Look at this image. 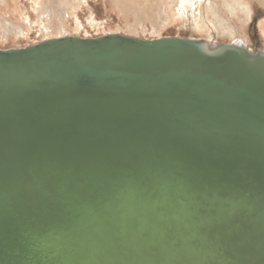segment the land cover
<instances>
[{
	"label": "water",
	"instance_id": "water-1",
	"mask_svg": "<svg viewBox=\"0 0 264 264\" xmlns=\"http://www.w3.org/2000/svg\"><path fill=\"white\" fill-rule=\"evenodd\" d=\"M11 71L0 264H264L263 52L66 36L0 48V74ZM233 80L245 98L225 90ZM241 104L253 109L234 112ZM66 230L37 254V237Z\"/></svg>",
	"mask_w": 264,
	"mask_h": 264
},
{
	"label": "bare ground",
	"instance_id": "bare-ground-1",
	"mask_svg": "<svg viewBox=\"0 0 264 264\" xmlns=\"http://www.w3.org/2000/svg\"><path fill=\"white\" fill-rule=\"evenodd\" d=\"M47 1L48 0H37V12L39 17L38 22H39V26L41 27V33H42L41 38L47 40L54 38H63L68 35H71L72 34L71 25L73 23L69 24V22L71 21L72 18L75 17H77L76 28H74L75 31L78 32L80 28H85L83 22L79 18V11L80 10L85 11V9L88 10L89 15L92 17V19L89 22L90 25L93 26V28H97L98 30H101L100 29L101 23L98 22V15H97L96 7L94 6L93 2H90L89 0H61L60 6L62 7L63 11L60 12L61 14L59 16V27L55 29L54 19H53L54 15L52 14L51 10L45 6V3H47ZM255 1L258 2V4L264 8V0H255ZM113 2L114 3L116 2V8L119 9V13L122 14L124 18L129 19L131 13H133L134 16L136 17L134 23H131L130 21L127 22L125 33L123 35L140 38L138 37L139 30L140 27L143 28V22L145 21L147 14L153 17L152 14H153L154 6H159L158 19L157 20L154 19L153 21L154 32L161 31L165 27L173 26L172 24L173 21H175L174 19L175 17L178 16L185 17L186 20L189 17H191L194 23V27L200 31L199 34L201 33V31L208 33L209 30L208 27H210L213 33L217 35V38H221L224 35L229 34L231 36V42L228 43H235L238 45L245 46L247 49H250L249 39L246 36V30H248L247 27L249 26L248 24L250 22V19L252 18L253 4H251L247 0H224V5L226 6V8L234 16V18H236L240 22V25L243 28L242 30H244L243 32L245 36L239 35V30H238L239 28L236 29V27L230 24L228 21L227 22L222 21L221 16L218 14V11L215 8V6L211 3H208L207 0H113ZM185 2H190L191 5H193L194 10L192 11L191 14H188L187 9L184 7ZM84 4L86 5L85 7L83 6ZM22 14L27 15L25 16L26 22L31 23L32 19H30V16L27 14V12ZM4 22L5 23L3 25H1L2 23L0 24L1 43H5L9 41L16 42L18 38H23V39L28 38L29 35L27 33L28 27L25 25L24 22H18L15 24L6 20H4ZM259 24H260L261 34L264 38V18L260 21ZM173 27H175V25ZM109 34H113V33H108L106 35ZM71 36H78V35H71ZM152 39H158V38L153 36ZM260 52L264 53V50H261ZM118 56L109 55L107 58L112 59ZM164 57L168 58L171 61L177 60V58L171 54H165ZM234 67L236 73L240 74L242 72L240 70V68L243 69L242 66L241 67L234 66ZM20 72L21 71L18 72L11 71L8 74H4V75L0 74V88L7 87L10 79H13V77L17 76ZM155 77H161V75L157 73ZM215 85L216 87H219L216 81H215ZM225 90L229 91L230 93L236 94L237 97L245 98L244 84L239 83L236 80H233L230 85H227L225 87ZM233 99L234 98H232V100ZM31 104H33V102H31ZM231 104H234V102ZM252 107L253 106L251 104H249V106H244L241 104V107L238 106L234 112L239 113L240 111H244L245 113L249 114L250 112L248 111H250V109H253ZM24 108L25 109L28 108L27 104L24 105ZM30 109L33 110L34 108L30 107ZM230 115L232 117L234 116L232 114ZM4 118L8 121L7 116ZM260 127H261L260 125L253 126V128L255 129ZM243 131L246 132L247 130L243 129ZM243 131L242 130L240 131L242 135L245 134ZM10 136L13 139L16 138V135L14 134L13 131L12 133L10 132ZM14 158L19 159L16 156H14ZM0 171H3L5 173L8 172L5 168L0 169ZM214 209H215V213L222 211L218 205H216ZM80 215L81 213L78 212L77 210H72L68 215H66V217L72 218L73 220H80L81 218ZM41 232H45V231H41ZM49 233L51 234V237L49 235L48 238L46 236H39L36 238V242L33 241L37 243L36 245H38L40 251V252L38 251L37 254L43 253V255H46L50 253V252L45 253L46 251H48V247L50 246L48 245V243L50 241L52 242L55 241L54 243H56L59 240V238H61L60 237L61 235H64L65 233L69 235L73 234L69 230H66V232H61V233H55L54 231ZM35 243H33L34 246ZM67 245L61 248H59V246L56 245L53 252L56 255H62L65 253V251H67L66 248ZM64 248L66 249L64 250Z\"/></svg>",
	"mask_w": 264,
	"mask_h": 264
},
{
	"label": "rangeland",
	"instance_id": "rangeland-1",
	"mask_svg": "<svg viewBox=\"0 0 264 264\" xmlns=\"http://www.w3.org/2000/svg\"><path fill=\"white\" fill-rule=\"evenodd\" d=\"M93 2L94 6L96 7L97 15H98V22L101 23L100 29L93 28L90 25V20L92 17L89 15L87 9L85 11H79V18L83 22L85 28H80L78 32L75 31L76 28V18H72L69 24L71 25V35H78L82 37H97L106 35L108 33H118L124 34L126 29L127 22L134 23L136 17L133 13L130 14L129 19L124 18L122 14L119 13V9L116 8V2L114 3L113 0H89ZM251 4H253V12L252 18L250 19L249 26L246 30V36L249 39V45L251 51H261L264 50V38L261 34L260 30V21L264 18V8L261 7L258 2L255 0H247ZM208 3H211L215 6L218 11V14L221 16L222 21L229 22L236 29L239 30V35H244V30H242V26L240 22L234 18V16L229 12V10L224 5V0H207ZM61 0H48L45 3V6L51 10L52 14L54 15V26L55 29L59 27V16L60 12L63 11L62 7L60 6ZM86 6L85 4L83 5ZM184 7L187 9L188 14H191L194 10L193 5L190 2H185ZM30 16L31 23L26 22L25 14L26 13ZM159 13V6H154L153 10V17L147 14L145 21L143 22V28L140 27L139 36L143 39H152L153 36L160 38V37H182V38H193V39H207L212 43H228L231 42V36L229 34L224 35L221 38H217V35L213 33L210 27L208 33L201 31L199 34V30L194 27V23L189 17L187 20L185 17H175V21H173V26L165 27L161 31L153 30V21L154 19H158ZM38 12H37V0H0V24L3 25L6 21L12 23L24 22L25 25L28 27L27 33L28 38H18L16 42L9 41L5 43L0 42V48H13V47H24L30 44H35L45 40L41 38V27L39 26L38 22ZM191 20V21H190ZM196 30V31H195ZM39 32V33H38ZM68 35V36H71ZM218 40V41H217Z\"/></svg>",
	"mask_w": 264,
	"mask_h": 264
}]
</instances>
